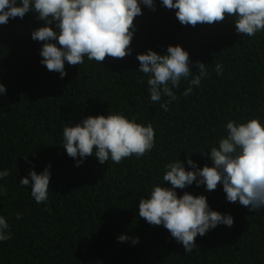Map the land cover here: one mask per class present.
<instances>
[{
	"label": "trees",
	"instance_id": "1",
	"mask_svg": "<svg viewBox=\"0 0 264 264\" xmlns=\"http://www.w3.org/2000/svg\"><path fill=\"white\" fill-rule=\"evenodd\" d=\"M141 8L131 54L102 64L87 57L78 66L65 62L63 78L41 63L44 42L31 38L44 25L37 14L0 25V83L6 88L0 94V171L9 172L0 178L7 189L0 195V216L11 233L0 241V264H264V208L254 212L228 202L222 184L214 191L195 182L175 189L178 196H206L211 210L234 221L198 235L191 252L163 225L139 217L141 198H150L157 185L171 187L163 181L167 164L180 160L192 170L190 158L199 168L211 166L207 152L227 135L228 121L259 118L264 124V31L242 36L234 17L185 26L161 0H155L154 11ZM49 26L58 31L55 22ZM169 45L189 53L194 74L196 62L205 63L208 76L189 96L182 94L189 86L182 79L165 111L161 104L168 98L151 101L149 75L138 71L136 57L149 49L165 55ZM109 113L151 123L154 147L140 158L101 164L93 155L77 166L81 158L69 157L62 146L64 127ZM49 165L48 200L37 204L31 183L22 187L20 181ZM121 235L129 239L120 242Z\"/></svg>",
	"mask_w": 264,
	"mask_h": 264
},
{
	"label": "clouds",
	"instance_id": "2",
	"mask_svg": "<svg viewBox=\"0 0 264 264\" xmlns=\"http://www.w3.org/2000/svg\"><path fill=\"white\" fill-rule=\"evenodd\" d=\"M161 3L167 9H175L176 18L185 26L212 25L234 17L235 30L242 36L253 37L264 31V0H161ZM141 4L155 10V0H0V25L7 24L9 18L22 19L30 11L37 14L44 25L33 30L31 38L44 42L41 63L63 78L67 74L65 62L78 66L87 57L102 64L107 57L121 59L131 54L134 19L142 15ZM53 22L58 31L49 26ZM50 41H57L59 46ZM136 58L140 63L138 71L149 75L151 101L168 98L161 104L165 111L168 103L176 100L173 88H178L182 79L189 84L182 94L189 96L193 87H199L208 76L206 64L200 61L196 62L198 71L195 74L191 71L189 53L179 45H169L165 55L149 49ZM215 71L221 75L222 65L217 64ZM5 93V86L0 83V94ZM226 132L219 146L207 152L211 166L199 168L190 158L187 164L192 170H186L180 160L169 163L163 181L171 187L157 185L150 198L139 200V217L150 225H163L186 253L197 247L198 235H205L219 224L231 227L234 221L229 214L211 210L206 196L188 192L178 196L175 189H184L195 182L197 186L204 185L207 191H214L222 184L228 202H239L254 212L264 208V124L259 118L241 123L230 120ZM63 140L67 155L81 158L77 166L83 158L93 155L101 164L109 159L119 163L150 152L155 144V131L151 123L144 126L122 114L109 113L88 116L81 123L64 127ZM49 168L50 165L40 174L31 170L21 178L22 187L31 183V196L37 204L48 200ZM8 175L7 170L0 171V178ZM6 192L0 186V195ZM20 218L17 213V219ZM8 230L6 218L0 216V241L11 239ZM128 239L126 235L118 237L120 242ZM132 242L138 243V238H132Z\"/></svg>",
	"mask_w": 264,
	"mask_h": 264
}]
</instances>
